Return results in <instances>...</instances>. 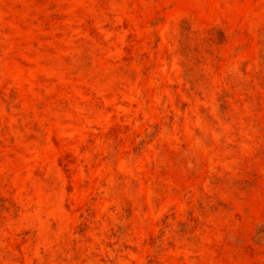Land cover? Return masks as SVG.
I'll return each instance as SVG.
<instances>
[{
	"label": "rangeland",
	"instance_id": "obj_1",
	"mask_svg": "<svg viewBox=\"0 0 264 264\" xmlns=\"http://www.w3.org/2000/svg\"><path fill=\"white\" fill-rule=\"evenodd\" d=\"M0 264H264V0H0Z\"/></svg>",
	"mask_w": 264,
	"mask_h": 264
}]
</instances>
